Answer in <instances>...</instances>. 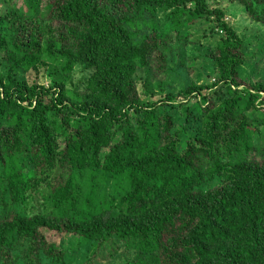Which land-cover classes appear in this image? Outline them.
Returning a JSON list of instances; mask_svg holds the SVG:
<instances>
[{
  "label": "trees",
  "instance_id": "obj_1",
  "mask_svg": "<svg viewBox=\"0 0 264 264\" xmlns=\"http://www.w3.org/2000/svg\"><path fill=\"white\" fill-rule=\"evenodd\" d=\"M238 1L264 23V0ZM0 3V264H66L53 233L99 240V255L123 243L131 264H264V122L235 98L249 56L223 10L207 0ZM196 17L223 33L213 85L230 98L217 104L192 86L183 95H199V109L180 124L163 81L171 43ZM77 68L92 76L71 94ZM243 91L245 110L264 105V84Z\"/></svg>",
  "mask_w": 264,
  "mask_h": 264
},
{
  "label": "rangeland",
  "instance_id": "obj_2",
  "mask_svg": "<svg viewBox=\"0 0 264 264\" xmlns=\"http://www.w3.org/2000/svg\"><path fill=\"white\" fill-rule=\"evenodd\" d=\"M207 2L212 8L224 11L226 21L231 24L244 42V53L249 56V59L239 69V78L243 85L237 91V95L235 94V98L239 101L242 111H246L253 121L258 124L263 123L264 105L258 103L259 105H256L258 109L255 111L245 110L248 97L243 90L251 84H264V23L255 21L247 11V4L238 0L235 2L207 0ZM5 10L6 8L0 3V15L4 14ZM156 18L161 28L168 23L164 11H158ZM222 39L223 33L216 26L213 18L196 17L192 26L181 32L176 46L171 43V53L168 54L170 58L168 66L171 72L164 79L163 83L166 87L163 88L166 93L177 98L174 105L168 106V110L174 106L171 111L175 112V116L181 118L180 124H186V120L191 118V113L197 112L199 109V95L194 94L189 97L183 95L192 86L209 87L203 93L211 96L217 104H222L230 98L223 85L218 87L213 85L217 80L214 54ZM151 69L155 70L153 67ZM91 76L92 72L90 71L84 73L80 68L75 69L67 86L69 92L71 94L82 93L87 89V80ZM140 76L145 79L147 74L142 71ZM33 79L34 77H30V81ZM50 80L49 76L42 74L38 83L48 87ZM161 80L162 78L157 74L153 79L154 85ZM158 91L157 89L156 92ZM136 117L140 118L141 115L137 114ZM256 146L264 151V140L256 139ZM49 240L63 249L66 264H131L130 262L136 256L133 251L127 253L125 245L120 242H117L116 249H110V247L100 249L101 254L99 255L97 252L99 240L88 242L83 239L63 238L55 233L49 235Z\"/></svg>",
  "mask_w": 264,
  "mask_h": 264
}]
</instances>
